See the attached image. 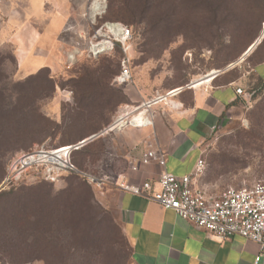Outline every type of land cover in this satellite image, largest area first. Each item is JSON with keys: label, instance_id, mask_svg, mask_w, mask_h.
Listing matches in <instances>:
<instances>
[{"label": "rangeland", "instance_id": "rangeland-1", "mask_svg": "<svg viewBox=\"0 0 264 264\" xmlns=\"http://www.w3.org/2000/svg\"><path fill=\"white\" fill-rule=\"evenodd\" d=\"M1 1L0 264H136L106 195L120 182L108 171L117 154L110 143L120 133L113 122L128 106L146 102L151 104L142 112L155 117L178 99L176 90L210 81L207 76L217 71H230L228 79L240 81L246 96L204 142L206 169L198 184L216 197L264 181V82L251 73L255 60L264 57V44L253 61L256 48L242 58L257 39L264 40V0H129L148 6L134 18L112 16L109 0L106 12L95 17V0H47L43 37L27 21L31 12L23 0ZM28 1L36 8L37 0ZM122 1L114 0L115 13ZM34 22L41 24L39 18ZM118 22L132 33L131 79L122 85L116 82L122 70L118 44L98 57L89 54L97 31ZM35 43L56 44L57 51L35 55L33 68L24 69ZM40 56L48 57L49 73L37 70ZM97 134L73 155L83 178L64 173L54 182L41 181L57 168L42 149ZM8 181L18 188L10 189ZM52 244L65 246V255L50 249Z\"/></svg>", "mask_w": 264, "mask_h": 264}, {"label": "crops", "instance_id": "crops-1", "mask_svg": "<svg viewBox=\"0 0 264 264\" xmlns=\"http://www.w3.org/2000/svg\"><path fill=\"white\" fill-rule=\"evenodd\" d=\"M23 2L31 12L27 21L34 30L38 28L36 36L43 37L49 22L44 7L47 0H37L36 8L28 0ZM38 18L41 24L37 27L34 21ZM56 46L35 43L24 69L28 64L33 68L30 61L35 55L38 57L39 53L47 55L57 51ZM40 57L37 70H52L46 62L48 57ZM251 73L255 79L263 80L264 62L253 66ZM221 78L195 81L179 88L181 90L175 95L178 99L154 117V127L133 126L119 130L120 133L110 143V149L117 152L111 155L110 176L116 182L125 181L133 186L149 182L154 190H158L160 174L164 170L179 178L192 173L204 157L203 144L208 136L224 119L236 113L245 98L236 92L241 88L240 81ZM147 112L145 110L139 115ZM153 138L157 150L165 159L163 167L157 163H137ZM198 181L196 186L200 188ZM106 195L117 209L122 232L136 264H255L258 256H261L260 264H264V251L256 243L239 236L223 241L210 237L205 230L181 219L173 210L163 209L147 197L126 192L117 185L107 189Z\"/></svg>", "mask_w": 264, "mask_h": 264}, {"label": "built area", "instance_id": "built-area-1", "mask_svg": "<svg viewBox=\"0 0 264 264\" xmlns=\"http://www.w3.org/2000/svg\"><path fill=\"white\" fill-rule=\"evenodd\" d=\"M105 3L104 8L98 15L106 12ZM94 37L96 41L92 42L89 48V54L92 57H98L103 53L114 50L116 44L120 46L122 70L116 77V82L119 85L128 82L131 79L129 42L132 38L129 26L119 22L105 23ZM103 39L111 43V48L109 50H94L93 45L100 43ZM236 92L239 96H246L241 88L237 89ZM149 104L151 103L146 102L135 108L127 107L126 111H129L128 115H139L145 105ZM146 117L147 120L136 124V128L154 127V114L147 112ZM117 119L113 122L117 130L131 126L130 122L128 123L126 122L128 120H126L125 124L119 127ZM107 132L109 131L106 130ZM150 143L137 163L143 165L157 163L163 167L165 159L156 148V140L153 138ZM78 146L82 147L80 144ZM78 146L70 147L65 151H61L64 147L51 151L42 149L47 152L45 158L50 163L55 164L57 168L50 170L49 173L41 176V178L54 182L69 171L79 173L70 160L71 152L73 149H78ZM55 155L58 156L62 163L51 160V157ZM24 159L28 160V156L25 155L22 157V161L18 162L20 169L26 167L23 162ZM133 169L136 170V167L133 166ZM205 169L206 163L204 158H201L194 171L181 178L165 170L161 172L158 190H154L149 182H145L141 186H133L125 181H120L118 182V187L134 195L145 196L163 209L173 210L181 219L205 230L210 237L223 241L239 236L258 244L264 251V181H257L238 189L229 188L220 196L208 197L196 186ZM55 173L57 175H53ZM94 182L99 186L101 185L97 180ZM10 184L13 183L8 181L7 185L9 186ZM260 262L261 256H258L255 264H260Z\"/></svg>", "mask_w": 264, "mask_h": 264}, {"label": "trees", "instance_id": "trees-1", "mask_svg": "<svg viewBox=\"0 0 264 264\" xmlns=\"http://www.w3.org/2000/svg\"><path fill=\"white\" fill-rule=\"evenodd\" d=\"M1 1V0H0ZM114 4V0H109V7H108V12H110V14H112V16H115V14H116V17H120V18H126V14L127 13H129L130 14V16H132L133 18H134V13H135V11L136 12H138V11H140L141 13H144V10H145V8H147L148 9V6L147 5H145V3H144V5H138V6H132V4L129 2V0H124V1H122V9L120 10V11H118V12H116L115 13V6L113 5ZM146 14H148V13H146ZM147 21L149 22V20L147 19ZM150 23V22H149ZM151 26H153L154 25V23H153V21H152V24H150ZM258 40V39H257ZM256 40V41H257ZM255 41V42H256ZM254 42V43H255ZM253 43V44H254ZM253 44H251L248 48H247V50L253 45ZM263 44H264V40L261 42V40H260V42L257 44V46L255 47L256 48V50L251 54V56L249 57L250 58V61H253L254 59V57H256L257 56V54H258V52H259V48H261L262 46H263ZM254 48V49H255ZM246 50V51H247ZM245 51V52H246ZM244 52V53H245ZM244 55V54H243ZM262 62H264V57L263 58H261L260 60H255V62L253 63V66H255L256 64H260V63H262ZM232 65V64H231ZM45 69H47V70H45ZM47 71L48 73L50 72V69H48V68H43V69H41V71ZM218 72H220V74L218 75V76H222V78L221 79H225V80H234V79H228V76H229V74H230V71H218ZM217 76V77H218ZM260 81H263L264 82V80H260ZM86 140V138H82V140L80 141V142H78V143H76V144H73V145H66V146H60V147H57V148H54V149H47V150H55V149H59V148H63V147H74V146H76V145H78V144H80L82 141H85ZM91 142V141H90ZM90 142H88V143H90ZM88 143H86L85 145H87ZM85 145H83L82 147H84ZM80 150V147L78 148V149H73V151L71 152V156H70V160H71V163H72V165L76 168V170H78V172L81 174L82 172H81V170L78 168V166L73 162V155H74V153L75 152H77V151H79ZM79 173H77V172H74V171H69V172H67L66 174H68V175H70V176H75V177H78V178H83L82 177V175H80ZM6 176H7V172L5 173V178H6ZM5 178L3 179V180H5ZM41 181H43V182H47V183H49V182H51V181H49V180H45V179H42ZM4 182V181H3ZM11 187V188H10ZM9 188L10 189H15V188H18V187H14V184H10L9 185ZM72 190H75L74 188H72ZM2 191H5V190H2ZM69 191V190H68ZM67 193V192H66ZM46 226V225H45ZM50 227V226H49ZM47 230H49V231H53L54 229L53 228H48V229H46V231ZM50 249H52V250H56V251H60V253H62V254H64L65 255V251H66V249H65V246L64 247H59L57 244L54 246L53 244H52V246L50 247Z\"/></svg>", "mask_w": 264, "mask_h": 264}, {"label": "bare ground", "instance_id": "bare-ground-1", "mask_svg": "<svg viewBox=\"0 0 264 264\" xmlns=\"http://www.w3.org/2000/svg\"><path fill=\"white\" fill-rule=\"evenodd\" d=\"M104 3H105V0H95V1H94L93 6H92V11H93V16H94V17L97 16L98 14H100V12L102 11V9H103L104 6H105ZM259 39H260V38H259ZM259 39H258V40H259ZM110 45H111V43H110V44L99 43V44L94 45L93 47H94V50H105V49L109 48ZM217 72H218V71H217ZM217 72H214V73H217ZM214 73H212V74H214ZM210 75H211V74H210ZM206 79L209 80L208 76H207ZM178 90H179V89H178ZM178 90H176L174 93H177ZM162 100H164V101H169L168 98H166V97H164ZM174 108H175V107H174ZM128 112H129V111H128ZM128 112H127V113L124 112V113H122V114L118 117L117 121H118V125H119V127H120L121 125H124L126 120H128V121H126V122H128V123L130 122L131 127L136 126V124H138V123L141 122V121L144 122L145 120H147V117H146L147 113H145L144 115L141 116V115H128V114H129ZM112 128H113V129H116V127H115L114 124H113ZM42 159H43V158H42ZM51 160H53V157H51ZM60 163H62V162H60Z\"/></svg>", "mask_w": 264, "mask_h": 264}, {"label": "water", "instance_id": "water-1", "mask_svg": "<svg viewBox=\"0 0 264 264\" xmlns=\"http://www.w3.org/2000/svg\"><path fill=\"white\" fill-rule=\"evenodd\" d=\"M260 42V39L259 40H257L245 53H244V55L242 56V58H244L245 56H247L248 54H250L253 50H254V48L257 46V44ZM234 64H232V65H230L228 68H231L232 66H233ZM220 74V72H217V73H214V74H211V75H208V78L209 79H213V78H215V77H217L218 75ZM179 90H181V89H179ZM179 90H178V92H179ZM99 136V134H97V135H93V136H91V137H89L88 139H86L85 141H82L81 143H80V146H83V145H85L86 143H88V142H90V141H92V140H94L95 138H97Z\"/></svg>", "mask_w": 264, "mask_h": 264}]
</instances>
